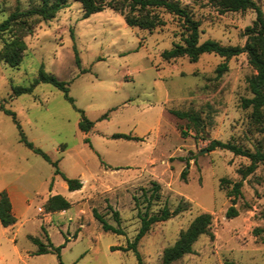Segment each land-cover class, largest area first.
<instances>
[{"label": "rangeland", "instance_id": "1", "mask_svg": "<svg viewBox=\"0 0 264 264\" xmlns=\"http://www.w3.org/2000/svg\"><path fill=\"white\" fill-rule=\"evenodd\" d=\"M175 1L198 22L199 42L242 46L243 31L255 19L253 10L220 13L207 0ZM253 2L264 10V0ZM38 3L0 0V23L16 9ZM153 13L162 25L142 30L128 27L108 8L83 18L81 5L69 1L49 21H27L32 31L23 38L26 50L18 67L0 62V105L15 113L27 141L56 162L65 177L81 182L79 190L68 191L55 167L24 146L11 117L0 111V192H7L16 218L12 226L0 224V264H137L132 251L112 248L133 240L138 214L177 206L184 210L152 224L138 242L143 264H160L164 249L201 213L212 216L209 234L175 264H264V164L242 177L248 158L218 148L208 151L209 143L218 140L264 154V119L241 105L251 97L247 80L255 72L245 54L163 60L161 53L182 43L185 34L177 17ZM10 36L0 34V49ZM221 64L226 68L218 73ZM41 66L68 83L73 103L44 83L13 97V88L28 87ZM79 110L93 123L89 132L78 128ZM172 111L197 116L198 131ZM152 182L159 184V198L149 201ZM235 182L241 183L234 204L238 215L228 219L227 194ZM54 195L64 197L70 208L47 213L44 204ZM93 212L122 233L105 232ZM46 236L53 246H62L59 257L33 255L31 238L46 245Z\"/></svg>", "mask_w": 264, "mask_h": 264}, {"label": "trees", "instance_id": "2", "mask_svg": "<svg viewBox=\"0 0 264 264\" xmlns=\"http://www.w3.org/2000/svg\"><path fill=\"white\" fill-rule=\"evenodd\" d=\"M19 1V0H16ZM37 6L25 11L16 9L8 15L0 23V34H11L10 39L3 43L0 49V62L7 64L9 67H18L22 61L23 53L26 50V45L23 38L31 34L32 26L27 24L31 18L37 21H49L56 13L67 7L69 1L78 2L83 11V18H87L92 14L103 11L108 8L118 13L123 17L125 24L128 27L138 28L142 30H153L162 25V21L158 15L154 14L155 10H163L164 12L177 17L182 22L183 33L182 43H173L171 48L164 50L161 53V58L165 61L174 60L180 57H187L190 62H196L203 54H215L221 58L229 59L240 54H245L248 64L254 70V74L248 78L247 86L251 94L250 98L242 100L243 108H251L253 116L257 119H264V10L262 11L253 0H207L211 5L215 6L220 13L225 12H244L247 10L255 11V19L251 25L247 26L243 31L245 43L242 46H222L212 40H205L199 42V24L193 20L188 11L181 7L175 0H38ZM74 57L75 63L79 67V58L75 48ZM226 65L221 64L217 68V72L221 73L225 70ZM40 83L49 84L61 91L64 98L73 103L71 97L68 96V83L57 79L51 73L44 71L41 66L38 70L37 77L32 81L28 87L13 88V97L21 94L32 93L34 87ZM0 111L11 117L16 125L20 141L25 147L32 150L35 154L41 156L45 161L49 162L55 167V174L60 175L61 179L66 183L68 191H76L81 188V182L78 179H68L57 168V163L52 162L50 158L40 149L33 146L32 143L25 138L21 126L19 125L15 113L5 109L0 105ZM81 119L78 123V128L82 132H89L93 127V123L89 121L83 111L79 110ZM178 119H185L193 129L198 131L200 128V120L197 116L181 111L171 112ZM107 114L101 116L100 119H105ZM184 135V132L181 131ZM112 138H120L128 141H139L138 137L114 134ZM227 150L234 155L246 157L250 160V164L241 171L242 177H246L256 168L258 163L264 164V154L256 151L254 153L248 152L240 147H237L228 142H221L213 140L208 145V151L214 149ZM186 172L181 174L184 179ZM240 182L232 184L228 192V197L231 198V205L227 208L225 216L228 219L234 218L238 215L234 207L236 198L240 195ZM159 184L152 182V190L150 199L157 200L159 198ZM70 208V203L61 195H54L49 197L45 204L44 210L47 213L62 212ZM184 209L177 206L174 210L169 211L167 207H163L157 214L149 215L145 211L142 215L138 214L140 220V227L134 236L133 240L127 243L126 247H113L112 250L132 251L136 257L137 264H143L142 258L137 251V244L140 239L149 231L152 224L162 222L170 219L173 216L181 213ZM115 222H119L118 213L113 212ZM93 217L101 225L105 232L122 233L119 228H114L107 224L103 217L96 212H93ZM16 223V218L13 215L12 204L10 198L5 190L0 192V224L3 227H9ZM212 224V216L209 213H201L197 215L188 225V227L181 231L175 243L164 249L160 264H175L184 255L192 254V246L201 235H207L210 232ZM47 238V236H46ZM48 240V238H47ZM32 243L36 246V251L33 255H43L48 253H55L59 257V252L62 246L55 247L48 240L47 244H43L37 238H31ZM224 264H234L230 261H225Z\"/></svg>", "mask_w": 264, "mask_h": 264}, {"label": "crops", "instance_id": "3", "mask_svg": "<svg viewBox=\"0 0 264 264\" xmlns=\"http://www.w3.org/2000/svg\"><path fill=\"white\" fill-rule=\"evenodd\" d=\"M160 124H161V121H160Z\"/></svg>", "mask_w": 264, "mask_h": 264}]
</instances>
